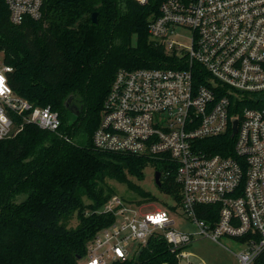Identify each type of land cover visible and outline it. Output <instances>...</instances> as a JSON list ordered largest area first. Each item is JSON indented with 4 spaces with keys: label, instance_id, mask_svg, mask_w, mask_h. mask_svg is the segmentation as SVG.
Instances as JSON below:
<instances>
[{
    "label": "built area",
    "instance_id": "obj_1",
    "mask_svg": "<svg viewBox=\"0 0 264 264\" xmlns=\"http://www.w3.org/2000/svg\"><path fill=\"white\" fill-rule=\"evenodd\" d=\"M4 2L14 24L42 16L43 0ZM148 35L174 56V66L119 68L92 142L101 151L167 163L169 171L174 164L181 200L175 210L142 211L143 204L112 194L97 212L114 220L87 243L79 264L135 257L152 235L166 240L176 264H193L186 247L195 234L219 244L222 236L233 238L237 264H255L264 251V106L249 104L264 105V0H161ZM11 69L0 56V139L25 123L61 133L57 110L12 89ZM225 133L230 147L210 151L204 139ZM196 205L218 208L203 218ZM178 211L195 231L171 227L170 214Z\"/></svg>",
    "mask_w": 264,
    "mask_h": 264
},
{
    "label": "trees",
    "instance_id": "obj_2",
    "mask_svg": "<svg viewBox=\"0 0 264 264\" xmlns=\"http://www.w3.org/2000/svg\"><path fill=\"white\" fill-rule=\"evenodd\" d=\"M160 1L43 0L39 19L14 24L0 0V52L12 68L10 86L33 104L57 110L61 121V133L25 123L0 139V264H79L87 243L114 220L97 212L115 194L107 180L125 183L141 196L138 203L155 200L131 179H142L148 162L162 172L160 190L180 203L174 164L169 171L167 163L101 151L92 142L119 68L174 66V56L148 35ZM204 141L213 152L232 143L228 133ZM212 207L216 214L217 205H196L203 218ZM73 212L78 221L70 226ZM176 263L175 252L159 235L150 236L137 256L113 262ZM255 264H264V251Z\"/></svg>",
    "mask_w": 264,
    "mask_h": 264
},
{
    "label": "rangeland",
    "instance_id": "obj_3",
    "mask_svg": "<svg viewBox=\"0 0 264 264\" xmlns=\"http://www.w3.org/2000/svg\"><path fill=\"white\" fill-rule=\"evenodd\" d=\"M182 41L188 43V38H184ZM0 56L3 59V54L0 52ZM4 61V60H3ZM156 165L152 162H148L143 169L142 179H131L135 181L142 189L150 192L155 200H141L139 203L137 200L141 196L127 187L125 183H120L116 180H107V183L114 188L115 194L121 196L126 201L137 202L138 204H143L142 211L154 210L156 207L165 208L171 207L175 204V200L160 190V188L155 184L154 181V171ZM166 203V204H165ZM176 207L175 209H177ZM174 209V210H175ZM180 211V210H179ZM171 213L170 216L174 219L172 228L195 231L196 226L185 214L180 212ZM76 212H73L68 224L70 226H75L77 224ZM219 244L208 237H201L197 234L194 235L193 240L188 244L186 250L193 253L191 256V261L193 264H237V258L232 251H237L240 248V244L233 238L228 236H222L220 238ZM232 250V251H231ZM179 264H185L181 261Z\"/></svg>",
    "mask_w": 264,
    "mask_h": 264
},
{
    "label": "water",
    "instance_id": "obj_4",
    "mask_svg": "<svg viewBox=\"0 0 264 264\" xmlns=\"http://www.w3.org/2000/svg\"><path fill=\"white\" fill-rule=\"evenodd\" d=\"M91 19H92V21L93 22H96L97 21V12H93L92 14H91ZM71 110H72V112L75 114V115H78L79 114V110H77V108L76 107H71ZM236 120H234L233 121V128H232V133H234V131H235V129H236ZM160 171H158V170H156L155 172H154V181H155V184L157 185V186H159L160 185V183H161V181H160Z\"/></svg>",
    "mask_w": 264,
    "mask_h": 264
}]
</instances>
